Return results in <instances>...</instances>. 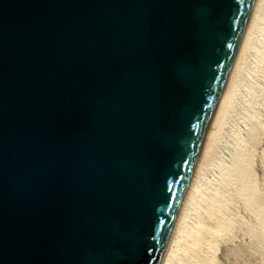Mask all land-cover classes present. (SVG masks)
Returning <instances> with one entry per match:
<instances>
[{
  "label": "water",
  "instance_id": "water-1",
  "mask_svg": "<svg viewBox=\"0 0 264 264\" xmlns=\"http://www.w3.org/2000/svg\"><path fill=\"white\" fill-rule=\"evenodd\" d=\"M254 0H0V264H160Z\"/></svg>",
  "mask_w": 264,
  "mask_h": 264
},
{
  "label": "bare ground",
  "instance_id": "bare-ground-1",
  "mask_svg": "<svg viewBox=\"0 0 264 264\" xmlns=\"http://www.w3.org/2000/svg\"><path fill=\"white\" fill-rule=\"evenodd\" d=\"M263 58L264 0H254L239 49L160 264H208L210 262L208 242L209 235L215 234L219 225L216 207L219 191L232 196L261 235L262 231L264 232V194L255 185L252 173L246 164L247 148L251 147V143L253 146L257 139L253 125L257 108L254 96L259 88L257 78L264 77V70L260 66ZM246 66V72H251L247 78L243 75L246 73L244 72ZM232 117L244 123L243 133L235 128L237 123L235 127L233 126L235 123H228ZM227 123L235 129L229 127ZM226 125L232 129L231 138H229L231 152L229 158L224 160L217 155V147L224 140L222 137ZM222 151L226 152L223 149ZM262 155L260 168L264 182V150ZM210 171L213 172L211 178L208 177Z\"/></svg>",
  "mask_w": 264,
  "mask_h": 264
},
{
  "label": "rangeland",
  "instance_id": "rangeland-1",
  "mask_svg": "<svg viewBox=\"0 0 264 264\" xmlns=\"http://www.w3.org/2000/svg\"><path fill=\"white\" fill-rule=\"evenodd\" d=\"M260 66L264 70V58L261 60ZM246 71L247 66L244 69V72ZM250 74L251 72L248 71L243 75L247 78ZM257 80H259V88L254 96L256 99L255 106L257 107L255 109L256 120L253 122L257 139L253 146L251 143V147L247 148L248 157L246 164L252 173L255 185L264 194V182L261 178L262 169L260 168V161L263 156L262 150H264V77L257 78ZM228 123H235L233 124L234 127L237 123L238 127L236 126L235 128L240 129L242 133L244 132V123L239 119L237 120L236 117L230 118ZM228 123L229 127L235 129ZM228 126L224 129L225 132L222 137L224 140L219 144L220 147H217V155L224 160L229 158L231 152V139L229 138H231L230 131L232 129H229ZM222 144H226L225 147ZM221 148L226 152L222 151ZM212 174L213 172L210 171L208 177L211 178ZM216 207L219 214V225L217 232L209 235L208 251L210 262L208 264H264V232L261 230V235L260 231L252 224L251 219L246 217L239 204L235 202L232 196H228L226 192H218Z\"/></svg>",
  "mask_w": 264,
  "mask_h": 264
}]
</instances>
